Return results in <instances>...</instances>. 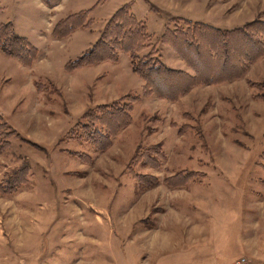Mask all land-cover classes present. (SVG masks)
Returning a JSON list of instances; mask_svg holds the SVG:
<instances>
[{
	"label": "rangeland",
	"instance_id": "obj_1",
	"mask_svg": "<svg viewBox=\"0 0 264 264\" xmlns=\"http://www.w3.org/2000/svg\"><path fill=\"white\" fill-rule=\"evenodd\" d=\"M51 1L0 0V22H11L38 48L31 67L0 52V113L15 130L0 153L2 190L20 169V190L0 195V264H193L214 252L224 258L210 264L242 256L264 264V55L244 77L195 86L174 102L137 99L143 80L128 52L74 72L65 65L127 4L152 35L139 57L159 51L175 66L163 33L187 29L192 18L205 22L209 0L194 12L187 11L193 0ZM255 2L214 0L212 18L222 24L214 27L257 18ZM83 10L90 28L56 37L55 24ZM237 10L242 19L234 18ZM182 62L177 69L192 71ZM113 100L132 102V122L97 133L96 112L85 114ZM0 130L8 133L3 124ZM178 180L189 181L170 185ZM205 197L245 202L259 217L184 216L195 202L202 212Z\"/></svg>",
	"mask_w": 264,
	"mask_h": 264
},
{
	"label": "trees",
	"instance_id": "obj_2",
	"mask_svg": "<svg viewBox=\"0 0 264 264\" xmlns=\"http://www.w3.org/2000/svg\"><path fill=\"white\" fill-rule=\"evenodd\" d=\"M42 1L46 5H51L52 2ZM88 12L89 10H83L61 19L55 24L53 33L56 37L63 38L75 28L91 26L92 19L87 18ZM134 15L127 4L119 7L106 23L97 41L82 55L68 61L65 68L73 72L83 66L105 61L115 63L119 61L118 52L122 50L129 53L132 71L143 80L141 93H133L137 99L156 95L174 102L195 86L221 84L244 77L248 64L264 55V21L259 18L225 30L205 22L193 21L189 22L187 29L175 31L168 29L162 35L163 42L171 46L192 71L171 68L163 61L159 51L153 53L149 50L139 57V53L149 46L146 43L152 35L146 22ZM0 52L31 67L38 55V48L26 36L19 34L11 22H0ZM180 85L182 87H179ZM116 100L100 104L95 110L90 109L86 112L85 118H88L90 111L96 112L95 123L101 126L97 133L104 128L108 134L120 132L132 122L134 114L132 102L120 103ZM2 124L8 133H0V153L10 147V137L15 133L0 113V127ZM87 125L88 121L82 126L84 128ZM105 134L101 133L100 138ZM103 139L101 144L106 142V139ZM102 150L104 151V148ZM260 159L259 164H262L264 148ZM6 178L8 184L3 190L1 189L3 183L0 182V195H12L20 190L19 168ZM187 181L189 180H178L170 185L180 187Z\"/></svg>",
	"mask_w": 264,
	"mask_h": 264
},
{
	"label": "crops",
	"instance_id": "obj_3",
	"mask_svg": "<svg viewBox=\"0 0 264 264\" xmlns=\"http://www.w3.org/2000/svg\"><path fill=\"white\" fill-rule=\"evenodd\" d=\"M42 1V0H40ZM194 2V7H193V10H190L187 8V11H190V12H194V11H197L198 8L196 7H200V0H193ZM214 0L213 1H210L208 3H205V5L207 6L205 8V14H206V18L207 20H205V23H208L209 25H212V26H218V25H222V24H218L220 22H216L214 18H212V13L215 11L213 8L215 7L213 4ZM218 2V1H217ZM217 2L215 1V4H217ZM43 3V2H42ZM174 3V2H173ZM255 9H254V16L253 17H258L259 19L263 20L264 21V0H256L255 2ZM41 5V4H40ZM160 6V5H158ZM177 6V4H176ZM163 8V6H160ZM178 7V6H177ZM170 8L174 9L175 6H171ZM224 8V7H223ZM225 10V8H224ZM181 13H184L185 11H180ZM238 12V13H236ZM235 13H236V16L234 17L236 20H239V19H242L243 15H241L239 13V11L237 10ZM77 13V12H75ZM179 13V12H178ZM211 13V14H210ZM184 14H188L187 12H185ZM180 15H183V14H180ZM233 15V14H232ZM231 15V16H232ZM184 16V15H183ZM230 16V17H231ZM188 17V16H187ZM63 19V18H62ZM199 19H203V18H198V19H194L192 18V20L194 21H202V20H199ZM256 19V18H254ZM252 19V20H254ZM249 19H246V20H242L241 22L238 21L239 23V26L245 24V21H247ZM204 22V21H202ZM88 28H90L89 26H87ZM238 27V26H236ZM222 28H225V27H222ZM17 31V30H16ZM20 34V33H19ZM71 35V34H70ZM68 35V36H70ZM66 38V37H64ZM58 39V38H56ZM61 42L60 44H63L64 41H59ZM94 44V43H93ZM167 46H169L168 44H166ZM171 47V46H169ZM89 48L87 47L86 50H88ZM172 49V48H171ZM173 50V49H172ZM174 51V50H173ZM171 53V55H173L174 58H176V61H177V65L175 66H170V64L167 62L166 64L171 67V68H181L180 67V64L181 62L183 61L180 56L174 51V53H172L171 51H167V53ZM2 53V52H1ZM84 53V52H83ZM82 53V54H83ZM4 54V53H3ZM81 54V55H82ZM6 55V54H5ZM1 58L6 60V57H4L3 55H1ZM8 56V55H7ZM80 56V55H79ZM10 57V56H9ZM78 57V56H77ZM13 58V57H12ZM76 58V56H75ZM74 58V59H75ZM163 58V56H162ZM179 60H178V59ZM182 60V61H181ZM70 61V60H69ZM164 61V60H163ZM20 62V61H18ZM165 62V61H164ZM184 62V61H183ZM182 62V63H183ZM185 63V62H184ZM99 64V63H98ZM95 65V64H94ZM90 66H93V65H89V66H83L81 67L82 69L84 68H89ZM79 69V68H78ZM81 69V70H82ZM7 70V69H6ZM77 70V69H76ZM75 71V70H74ZM73 71V72H74ZM190 72V71H189ZM37 83H41V81H37L36 82V87H37ZM142 88V87H141ZM168 101V100H167ZM201 202L199 204V207L200 209L199 210H202V212H200L199 214H197V209H198V203L195 202V206H194V209L196 208L195 211H192L191 209L189 208H186L185 207L181 210L182 213H184V216L187 215V217H259L257 214H256V211H254V209H252L250 206H248V204H246L245 202L243 203H239L240 201H232V203H229V204H221V203H218V202H213L212 200L210 199H206V197L204 199L201 198ZM218 205V206H217ZM219 205H222L221 207ZM180 211V210H178ZM189 214V215H188ZM217 251V250H216ZM223 252L226 253V249L225 251L223 250ZM204 256V257H203ZM219 257H222V252H219V254H217L216 252L210 254L208 253L207 255H202L201 257H198V261L196 263H193V264H210L212 262H215V259H219Z\"/></svg>",
	"mask_w": 264,
	"mask_h": 264
},
{
	"label": "built area",
	"instance_id": "obj_4",
	"mask_svg": "<svg viewBox=\"0 0 264 264\" xmlns=\"http://www.w3.org/2000/svg\"><path fill=\"white\" fill-rule=\"evenodd\" d=\"M231 264H256L252 260L248 259L247 257H240L239 259L233 261Z\"/></svg>",
	"mask_w": 264,
	"mask_h": 264
}]
</instances>
